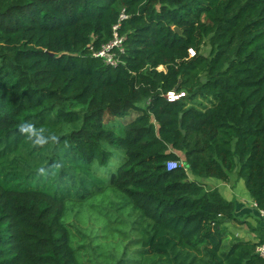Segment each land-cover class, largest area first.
I'll list each match as a JSON object with an SVG mask.
<instances>
[{
    "label": "trees",
    "instance_id": "obj_1",
    "mask_svg": "<svg viewBox=\"0 0 264 264\" xmlns=\"http://www.w3.org/2000/svg\"><path fill=\"white\" fill-rule=\"evenodd\" d=\"M233 175L264 213V0H0V264H264Z\"/></svg>",
    "mask_w": 264,
    "mask_h": 264
},
{
    "label": "crops",
    "instance_id": "obj_2",
    "mask_svg": "<svg viewBox=\"0 0 264 264\" xmlns=\"http://www.w3.org/2000/svg\"><path fill=\"white\" fill-rule=\"evenodd\" d=\"M213 189L217 188L223 194V196L236 203V217L241 222L246 223V228L244 230L249 234V238L244 239L239 236V238L244 240H250L256 242L257 235L255 232L251 231V228H260L264 230V219L260 214V211L255 207V203L251 200L249 195L244 189L243 184L239 187V184L233 189L230 188L229 184L210 182ZM241 183V182H240ZM235 235V234H234Z\"/></svg>",
    "mask_w": 264,
    "mask_h": 264
},
{
    "label": "built area",
    "instance_id": "obj_3",
    "mask_svg": "<svg viewBox=\"0 0 264 264\" xmlns=\"http://www.w3.org/2000/svg\"><path fill=\"white\" fill-rule=\"evenodd\" d=\"M127 17L125 15L121 16L120 21L125 20ZM120 23L116 25L114 29V38L112 41H110L108 44L103 45V47L98 50L94 51L93 48H91L93 55L95 57H98L103 60V62L111 67H117L121 63V56L125 54L124 49V37L119 36L118 30L120 29ZM184 96V93L177 94L175 92H170L166 99L169 102H174L179 100L181 97ZM179 167H183V162L181 161H170L167 163V169L169 171L177 169ZM255 207L256 204H255ZM261 216L264 219V213L260 211ZM256 253L264 259V244L258 246Z\"/></svg>",
    "mask_w": 264,
    "mask_h": 264
},
{
    "label": "rangeland",
    "instance_id": "obj_4",
    "mask_svg": "<svg viewBox=\"0 0 264 264\" xmlns=\"http://www.w3.org/2000/svg\"><path fill=\"white\" fill-rule=\"evenodd\" d=\"M160 70H162V68H160ZM136 116H137L136 113L130 112L125 118L115 120L114 124L116 125L117 128H119L120 126H123L124 124L129 123L132 120H134L136 118ZM238 184L240 187L241 186L240 181L237 180L235 175H233L232 179H231V183L229 184L230 188L233 189V187L237 186ZM207 188L213 189V187L210 184L207 186ZM72 223L75 224L82 231H85L87 229V227H89L88 226L89 224H84V225L80 224V222L76 221L75 217L71 219V224ZM225 228L228 229L229 231H231V233L235 234V236H237V237L241 236L244 239L249 238V234L247 233L246 230H244L246 228V223H243L241 225H239V224L232 225L230 223H227V224H225ZM74 233H75V235H77V231H75Z\"/></svg>",
    "mask_w": 264,
    "mask_h": 264
},
{
    "label": "water",
    "instance_id": "obj_5",
    "mask_svg": "<svg viewBox=\"0 0 264 264\" xmlns=\"http://www.w3.org/2000/svg\"><path fill=\"white\" fill-rule=\"evenodd\" d=\"M175 31H176L177 33H180V31H179L178 29H175Z\"/></svg>",
    "mask_w": 264,
    "mask_h": 264
}]
</instances>
